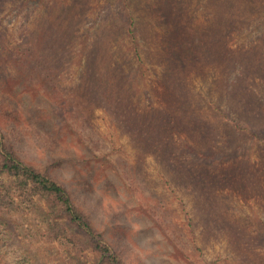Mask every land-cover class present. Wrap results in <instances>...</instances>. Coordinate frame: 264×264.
Returning <instances> with one entry per match:
<instances>
[{
	"label": "rangeland",
	"instance_id": "rangeland-1",
	"mask_svg": "<svg viewBox=\"0 0 264 264\" xmlns=\"http://www.w3.org/2000/svg\"><path fill=\"white\" fill-rule=\"evenodd\" d=\"M124 1L0 11L9 50L25 48L52 11L73 26L57 78L5 72L48 113L69 100L73 155L39 149L32 160V133L13 140L17 152L70 184L128 264H264V137L229 152L235 119L264 135V0ZM11 87L0 82L4 117ZM48 212L43 194L0 173V264H102L84 231Z\"/></svg>",
	"mask_w": 264,
	"mask_h": 264
},
{
	"label": "trees",
	"instance_id": "trees-1",
	"mask_svg": "<svg viewBox=\"0 0 264 264\" xmlns=\"http://www.w3.org/2000/svg\"><path fill=\"white\" fill-rule=\"evenodd\" d=\"M15 1L11 3L8 0H0V11L7 8V6H10V10L13 8H22L29 5L33 0ZM128 2L129 0H125L123 4L129 5ZM54 13L53 11L51 12V17L47 20L43 30L40 29L33 37L29 36L25 48L18 47L9 50V46L2 32H0V82L2 80L4 82L9 80L12 83L10 97L5 98V103L3 104L6 105L5 109L8 110L7 116L4 117L0 113V116H2L0 118V173L19 176L33 190L43 194L49 208L48 213L55 214L56 216L60 213L62 218L68 220V223L76 225L77 228L84 231L87 237L91 239L95 249L99 252L101 256L100 262L102 264H128L118 255L115 247L108 241L102 230H99L93 224L89 211L85 210L75 201L70 184L63 177L59 178L50 170H42L33 162L29 161L31 159H39L41 157V150L50 155L60 153L64 150L65 154L68 153L72 156L73 154L71 152H74L72 144V140L74 139L73 135L66 136L63 134L66 130L64 123L67 119V114L63 108L66 107L69 100L64 98L58 101L57 99L56 110H58L60 115L48 113L37 98L39 96L30 99V96L19 95L24 92L25 94H30V91L26 89L23 82L19 81L17 77L10 78L9 76H5L9 64L15 65L16 70L18 68L37 77L42 75V72H47L46 74L48 75H45V77L48 78L46 79L48 81L59 76L61 72L58 71H61L63 67L61 54L65 57V54L69 52L66 46L70 41L68 36L72 33L73 26H69L66 22L60 21L58 17L54 16ZM127 25L129 41L134 48V56H139V49L135 43L136 20L130 17ZM49 50L51 54L47 55ZM29 99L30 101L28 103L27 101ZM216 107L215 105L214 110L219 109V107ZM224 117L230 118L227 114ZM230 119L232 120V118ZM235 120L237 138L234 137L232 144H230L231 149L229 152L230 154L232 153V156L242 153L244 151L242 149L248 146V140L255 139V141H258L264 137L254 126H241L237 122V119ZM10 132H17L18 134L14 138ZM30 133L34 137H31V139L27 138V142L35 148H33L34 151L29 152L31 153V159L19 155L15 144L17 137H20V141L22 142V138L28 136ZM49 135L54 136L48 140ZM234 135L236 134L234 133ZM41 144L43 145L42 148H40ZM33 154H35V157H33ZM200 155L203 157L211 156V154L205 152H200Z\"/></svg>",
	"mask_w": 264,
	"mask_h": 264
}]
</instances>
